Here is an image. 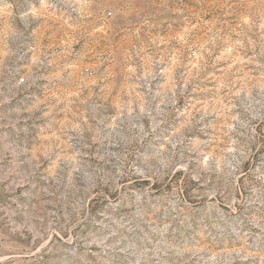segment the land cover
I'll use <instances>...</instances> for the list:
<instances>
[{"label":"rangeland","instance_id":"rangeland-1","mask_svg":"<svg viewBox=\"0 0 264 264\" xmlns=\"http://www.w3.org/2000/svg\"><path fill=\"white\" fill-rule=\"evenodd\" d=\"M0 264H264V0H0Z\"/></svg>","mask_w":264,"mask_h":264},{"label":"built area","instance_id":"built-area-1","mask_svg":"<svg viewBox=\"0 0 264 264\" xmlns=\"http://www.w3.org/2000/svg\"><path fill=\"white\" fill-rule=\"evenodd\" d=\"M17 82L18 83H25V78L23 77V76H19L18 78H17Z\"/></svg>","mask_w":264,"mask_h":264}]
</instances>
